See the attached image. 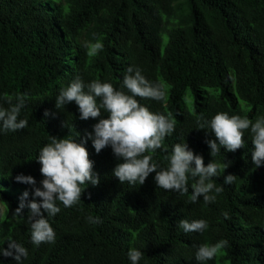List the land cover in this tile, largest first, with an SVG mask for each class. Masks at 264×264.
Returning a JSON list of instances; mask_svg holds the SVG:
<instances>
[{"label":"trees","instance_id":"1","mask_svg":"<svg viewBox=\"0 0 264 264\" xmlns=\"http://www.w3.org/2000/svg\"><path fill=\"white\" fill-rule=\"evenodd\" d=\"M0 206V264H264V0H0Z\"/></svg>","mask_w":264,"mask_h":264},{"label":"rangeland","instance_id":"2","mask_svg":"<svg viewBox=\"0 0 264 264\" xmlns=\"http://www.w3.org/2000/svg\"><path fill=\"white\" fill-rule=\"evenodd\" d=\"M183 102H184V107H185L186 111L189 112V110H190V101H189L188 95H186L184 97V101ZM0 210H1V206H0Z\"/></svg>","mask_w":264,"mask_h":264},{"label":"bare ground","instance_id":"3","mask_svg":"<svg viewBox=\"0 0 264 264\" xmlns=\"http://www.w3.org/2000/svg\"><path fill=\"white\" fill-rule=\"evenodd\" d=\"M170 146V145H169ZM160 148V147H159ZM104 175V174H103ZM23 182V181H22ZM48 184V183H47ZM27 226V225H26ZM33 226V225H32Z\"/></svg>","mask_w":264,"mask_h":264}]
</instances>
